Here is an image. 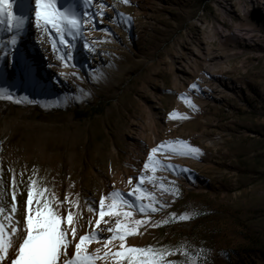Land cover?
I'll use <instances>...</instances> for the list:
<instances>
[{"label": "rangeland", "instance_id": "1", "mask_svg": "<svg viewBox=\"0 0 264 264\" xmlns=\"http://www.w3.org/2000/svg\"><path fill=\"white\" fill-rule=\"evenodd\" d=\"M100 3L102 21L66 37L74 67H64L54 30L37 26L34 0L14 6L29 16L14 49L13 33L0 31V87L22 101L0 99V204L10 209L15 191L22 227L34 180L55 205L64 202L62 215L73 212L74 243L99 234L90 253L104 249L119 220L138 233L127 236L128 247L189 254L166 262L264 264V0H57L61 10L75 5L82 19ZM174 111L188 118H170ZM177 140L200 153L181 157L166 145L156 159L177 167L158 168L154 184L144 168L151 149ZM142 175L152 201L136 200ZM113 191L133 205L119 208L131 215H106L97 228L99 201ZM120 243L108 249L120 251ZM117 261L123 264L117 257L97 264Z\"/></svg>", "mask_w": 264, "mask_h": 264}, {"label": "snow or ice", "instance_id": "2", "mask_svg": "<svg viewBox=\"0 0 264 264\" xmlns=\"http://www.w3.org/2000/svg\"><path fill=\"white\" fill-rule=\"evenodd\" d=\"M19 2L20 0H0V31L13 33L9 40L13 49L17 44L18 36L29 22L28 15L14 10V6H18ZM93 2L94 0H84V3L89 6ZM121 2L128 5L130 0H121ZM105 7V4L100 3L99 10L96 13H87L85 14L86 19H82L80 13L76 11L75 5H67L61 10L57 6V0H34V13L37 26L49 34H52L54 30L57 42L65 49V54L60 56V59L64 62V67H74L71 64L72 55L70 51L73 45L66 37L75 40L77 35L82 34L84 24L89 22L95 24L97 16L102 21L104 15L103 9ZM96 42L94 41L93 43ZM85 47H88L89 51L94 50L89 44H86ZM53 50H58L56 42L53 43ZM61 75H64V73H61ZM72 75H75V73H72ZM191 87L195 89L197 85L193 84ZM0 99L14 100V97L8 88L0 87ZM180 99L189 106L196 107L187 98L186 94H182ZM14 102L20 103L22 101L16 99ZM170 118L187 119L188 117L174 111L170 114ZM166 145L173 154L181 157L195 156L200 153L199 148L193 147L183 140L164 141L156 148H152L148 162L144 164V168L151 169L153 175L148 179L154 184L157 179L155 172L158 168L175 170L177 167L174 164H162L156 159L157 153L165 150ZM177 145L179 147H176ZM144 180L145 176L143 175L138 178L136 191L140 194L136 196V200L142 201L147 196L149 201H152L155 197L151 193H145L142 187ZM131 182L132 178H129L128 183L131 184ZM13 188H15V179H13ZM161 188H164L162 183ZM46 191V189L39 188L36 181H31L25 201L24 223L22 227L20 226V221L15 218V214L18 211L15 191L12 194L10 209L6 210L0 204V264H5V261H8V264H97L100 260L112 257L122 258L123 264H175V262H166L165 258L175 254L189 255L187 251H183L182 249L128 247L125 244L127 236L138 233L133 231L129 225L122 224L119 220L116 222V228L107 229L109 232H113L114 235L104 239V249L97 248L95 252L90 253L88 245L94 241H98L99 234L91 232L80 235L79 242L74 243L77 229L75 227L73 212L69 209L66 216L62 215L58 207L64 202L61 201L59 205H55L53 203L54 198L46 196ZM168 191L171 192L173 190L169 189ZM174 191L178 192L179 189H175ZM128 195H135V193H129ZM65 199L67 200V198ZM105 200H110V203L106 205ZM121 206H133L128 200L124 199L123 193L113 191L110 196L102 198L99 201L98 215L100 219L97 220L96 227L99 228L100 222L104 221L106 215L122 214L125 217L130 216L131 213L129 212L120 213L119 208ZM88 210L96 211L91 207ZM139 210L145 212V205L141 203ZM151 210L156 211L155 208ZM6 211L7 215H5ZM173 218H175V214H173ZM189 218L187 214L179 217L181 220ZM136 223L139 224L140 222L137 221ZM164 223H167V221H164ZM18 233L19 235H17ZM69 233H71V239H69ZM14 237L15 240L19 241L18 243L15 242ZM116 239L121 242L119 245L121 250L113 253L108 249V245ZM70 247H74L72 255H69L68 252ZM10 251L12 252V258L9 260ZM101 252H103V256H101ZM117 264H121V261H117Z\"/></svg>", "mask_w": 264, "mask_h": 264}, {"label": "trees", "instance_id": "3", "mask_svg": "<svg viewBox=\"0 0 264 264\" xmlns=\"http://www.w3.org/2000/svg\"><path fill=\"white\" fill-rule=\"evenodd\" d=\"M75 117L78 119H86L89 117V114L87 112L75 111Z\"/></svg>", "mask_w": 264, "mask_h": 264}, {"label": "bare ground", "instance_id": "4", "mask_svg": "<svg viewBox=\"0 0 264 264\" xmlns=\"http://www.w3.org/2000/svg\"><path fill=\"white\" fill-rule=\"evenodd\" d=\"M28 43H30V42H28ZM32 52H33V51H32ZM63 73H64V76H66L67 73H65V72H63Z\"/></svg>", "mask_w": 264, "mask_h": 264}]
</instances>
